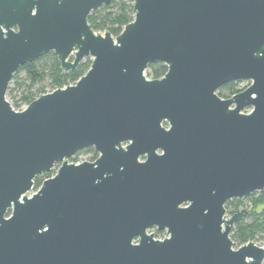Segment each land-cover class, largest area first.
<instances>
[{
  "label": "water",
  "instance_id": "obj_1",
  "mask_svg": "<svg viewBox=\"0 0 264 264\" xmlns=\"http://www.w3.org/2000/svg\"><path fill=\"white\" fill-rule=\"evenodd\" d=\"M112 1L0 0V264H264L225 209L264 190V0H134L116 36L88 23ZM50 51L91 63L14 110L13 75ZM231 81L250 84L220 97Z\"/></svg>",
  "mask_w": 264,
  "mask_h": 264
},
{
  "label": "trees",
  "instance_id": "obj_2",
  "mask_svg": "<svg viewBox=\"0 0 264 264\" xmlns=\"http://www.w3.org/2000/svg\"><path fill=\"white\" fill-rule=\"evenodd\" d=\"M133 1L113 0L107 5L92 10L88 16L89 25L94 31L101 33L108 31L112 36L118 35L122 28L134 18ZM90 63L91 59L88 57L83 59L76 68L64 71L52 51L45 53L36 60L20 66L9 83L6 98L14 107L28 104L42 93L75 83L88 70ZM166 69V65L153 62L148 64L145 73L148 78L156 79L163 76ZM242 84V81L228 82L217 89V94L223 98L231 96L242 90ZM81 153L88 154V159L95 156L94 149L91 147L78 152V154ZM50 174L51 172H47L36 176L34 190ZM234 201L237 199L226 201L227 210L231 208L230 205ZM244 201L249 205L247 208L243 207L247 212L233 225L230 237L237 246L249 241L262 243L264 241V190L250 194L244 198ZM241 207V205L234 206L230 213H234Z\"/></svg>",
  "mask_w": 264,
  "mask_h": 264
},
{
  "label": "flooded vegetation",
  "instance_id": "obj_3",
  "mask_svg": "<svg viewBox=\"0 0 264 264\" xmlns=\"http://www.w3.org/2000/svg\"><path fill=\"white\" fill-rule=\"evenodd\" d=\"M163 125L165 126V127H167V123L166 122H163ZM125 144L126 143H122V146H125ZM87 148H89V147H87ZM91 148H93V147H91ZM83 149H85V148H83ZM94 149V148H93ZM82 150V149H81ZM80 150V151H81ZM79 151V152H80ZM94 152H95V156H93V157H91L90 159H88V156H81V154H76V157H79V156H81V157H85L86 159L85 160H88V161H94L97 157H98V153H97V151L94 149ZM158 153H160V151H158ZM88 155V154H87ZM140 161H144L145 160V156H139V158H138ZM84 161V160H83ZM51 173H52V171H50ZM34 190V189H33ZM238 200V199H237ZM240 200V199H239ZM225 209H226V207H225ZM239 209H242V208H239ZM236 210H238V209H236ZM235 210V211H236ZM226 213H227V209H226ZM230 213V212H229ZM231 215L233 214V213H230ZM7 215H9V213L7 214ZM231 215H228L227 217H229V216H231ZM146 232L148 233V234H152L153 235V237L155 238V239H164L165 237H167L168 236V234H167V231H166V229H162V230H159L157 227H155V226H153V227H150V228H148L147 230H146Z\"/></svg>",
  "mask_w": 264,
  "mask_h": 264
},
{
  "label": "built area",
  "instance_id": "obj_4",
  "mask_svg": "<svg viewBox=\"0 0 264 264\" xmlns=\"http://www.w3.org/2000/svg\"><path fill=\"white\" fill-rule=\"evenodd\" d=\"M146 74V73H145ZM147 77V76H146ZM148 78V77H147ZM243 82V84L241 85V88H242V90L244 89V88H246L249 84H250V82L249 81H242ZM240 88V89H241ZM50 92V91H49ZM12 106V105H11ZM27 106V104H21V105H19V106H17V107H14V106H12L13 107V109L14 110H17V111H20V110H22V109H24L25 107ZM249 110H245V112H248ZM73 158H77L76 160H72ZM86 158L85 157H81V156H79V157H76V155H74L73 157H71V158H69L68 159V161L69 162H73V163H80V162H82L83 160H85ZM59 166V164H56L54 167H53V169L51 170L52 171V173L49 175V176H47V177H45V178H48V177H51V176H53L54 174H55V172H56V170H57V167ZM44 178V179H45ZM34 190H32L30 193H32ZM241 208H243V207H241ZM229 215V213H228V210H227V216Z\"/></svg>",
  "mask_w": 264,
  "mask_h": 264
},
{
  "label": "rangeland",
  "instance_id": "obj_5",
  "mask_svg": "<svg viewBox=\"0 0 264 264\" xmlns=\"http://www.w3.org/2000/svg\"><path fill=\"white\" fill-rule=\"evenodd\" d=\"M88 58V57H87ZM85 59V58H84ZM91 59V58H90ZM8 100V99H7ZM9 101V100H8ZM81 156H88L87 154H85V153H83V154H81ZM31 194V193H30ZM239 200V199H238ZM238 200L237 201H234V203H232L231 205H230V207L231 208H229L228 209V213L230 212V210L231 209H233L234 208V206H238V205H241L242 207H245V208H247L249 205L244 201V198L243 199H240L239 200V203H238ZM229 215H231L230 213H229ZM255 244H257V245H259L260 243L259 242H254ZM237 246V245H236ZM261 246H264V241L261 243Z\"/></svg>",
  "mask_w": 264,
  "mask_h": 264
}]
</instances>
